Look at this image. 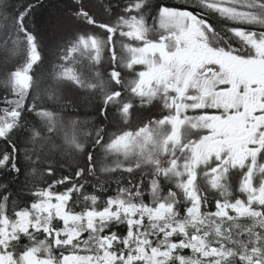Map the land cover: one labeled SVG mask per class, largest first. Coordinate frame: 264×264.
<instances>
[{
	"label": "snow or ice",
	"instance_id": "1",
	"mask_svg": "<svg viewBox=\"0 0 264 264\" xmlns=\"http://www.w3.org/2000/svg\"><path fill=\"white\" fill-rule=\"evenodd\" d=\"M0 77V264H264V0H0Z\"/></svg>",
	"mask_w": 264,
	"mask_h": 264
},
{
	"label": "trees",
	"instance_id": "2",
	"mask_svg": "<svg viewBox=\"0 0 264 264\" xmlns=\"http://www.w3.org/2000/svg\"><path fill=\"white\" fill-rule=\"evenodd\" d=\"M44 2H45V5L47 6V4L49 3V0H44ZM53 2H56V0H53ZM65 2H67V0H65ZM92 2L99 4V3L105 2V0H92ZM162 2H166L169 4H177V3H181L182 0H162ZM97 11H99V9H97ZM101 15H103V14L101 13ZM42 54L45 57L46 66L48 67V71L51 72L52 68L47 63L48 60L51 59V52L49 49H45ZM104 60L106 62L107 57H105ZM56 63H58V61H56ZM88 63L89 62L87 61L86 58H80V65L78 67V70L87 73L88 72ZM69 66H71V65H69ZM98 67L99 66H97V68ZM137 68L139 70L140 66H137ZM92 71H95V69H93ZM0 81H2V77H0ZM45 86H47V82H46ZM3 95H5V86L2 82H0V97H2ZM72 99L73 98L69 94L65 97V99L62 101V103H66V104H69L71 106ZM0 107H3V105H0ZM58 114L60 116H62L64 118V120H68V119L75 117L77 115H79V118L82 120L83 119H91L94 116V113L91 111V108L86 106L82 102H81L80 107L77 110V112L71 111V107H69L68 109L60 111ZM133 124H135V119L133 120ZM115 130L116 129L114 127L109 128L110 133L114 132ZM57 142H59V141L57 140ZM0 147H3V145H0ZM98 156L103 158V153H98ZM233 183H234V185L238 186V183H239V177L238 176L234 177ZM115 188H116V185L114 183H111L109 186L108 194L109 195H115ZM235 194L240 195V198H242V199L245 198L242 194H239V193H235ZM21 206H23V205H21ZM97 206L98 207L103 206L102 200H101V202L98 203ZM186 254H190V250L188 252H186Z\"/></svg>",
	"mask_w": 264,
	"mask_h": 264
}]
</instances>
